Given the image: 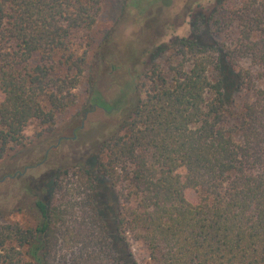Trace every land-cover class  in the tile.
Returning a JSON list of instances; mask_svg holds the SVG:
<instances>
[{"label":"trees","instance_id":"16d2710c","mask_svg":"<svg viewBox=\"0 0 264 264\" xmlns=\"http://www.w3.org/2000/svg\"><path fill=\"white\" fill-rule=\"evenodd\" d=\"M103 2L0 0V163L76 105ZM192 7L190 36L154 55L175 66L94 100L121 116L94 151L0 206V264H138L131 240L151 264H264V0Z\"/></svg>","mask_w":264,"mask_h":264},{"label":"rangeland","instance_id":"374dc122","mask_svg":"<svg viewBox=\"0 0 264 264\" xmlns=\"http://www.w3.org/2000/svg\"><path fill=\"white\" fill-rule=\"evenodd\" d=\"M171 1L174 4L165 5L164 0H104L94 27L95 50L89 54L83 78L76 89V105L68 113L58 115L52 130L39 137L36 136V123L25 128L24 149L0 163V178L7 174L6 179H10L0 188V206L6 204L7 210H11L21 205V191L27 179H36L88 157L121 118L105 113L94 105V100L100 97L116 105L123 102L125 94L129 101L141 97L142 78L139 76L143 66L154 63L168 66L167 60L175 66L178 62L167 49L154 55L157 49L190 36L192 19L183 15L185 6L192 5L195 11L201 10L200 5L210 9L217 0ZM16 171L21 173L16 176ZM188 197L195 202L194 194ZM131 246L138 264H151L142 244L131 240Z\"/></svg>","mask_w":264,"mask_h":264}]
</instances>
